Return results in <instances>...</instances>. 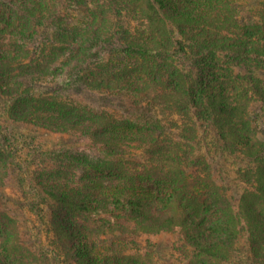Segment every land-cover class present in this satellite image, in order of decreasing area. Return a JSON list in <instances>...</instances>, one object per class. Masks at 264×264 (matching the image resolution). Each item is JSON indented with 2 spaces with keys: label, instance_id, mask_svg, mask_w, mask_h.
Wrapping results in <instances>:
<instances>
[{
  "label": "trees",
  "instance_id": "trees-1",
  "mask_svg": "<svg viewBox=\"0 0 264 264\" xmlns=\"http://www.w3.org/2000/svg\"><path fill=\"white\" fill-rule=\"evenodd\" d=\"M0 264H264V0H0Z\"/></svg>",
  "mask_w": 264,
  "mask_h": 264
},
{
  "label": "rangeland",
  "instance_id": "rangeland-1",
  "mask_svg": "<svg viewBox=\"0 0 264 264\" xmlns=\"http://www.w3.org/2000/svg\"><path fill=\"white\" fill-rule=\"evenodd\" d=\"M83 16L79 12H71V17L69 18V25L73 26H84ZM11 130L10 137L12 139V143L15 147H19L20 152H23L22 155H31L34 151H38L40 149H47L51 147H87L88 145H92L91 141L86 139H80L77 136H70V135H60V134H52L48 133L44 130L37 129V128H26L19 126H13L9 128ZM80 140V141H79ZM23 146V147H22ZM140 155V153H138ZM141 156V155H140ZM218 157V156H216ZM22 159V158H21ZM227 165L225 168L228 171H232V162L225 161ZM234 167H236L234 165ZM232 177V176H231ZM17 188L14 181L7 183L6 186L1 190L7 197L17 196ZM153 193L152 189L146 190L145 193ZM125 195V193H119V195ZM145 239V238H144ZM174 241L172 237L161 235L159 237L153 238L149 237V242L154 244L155 249L154 251L158 252V255L162 253L167 255L170 250L171 243ZM144 242H140L139 245L143 246Z\"/></svg>",
  "mask_w": 264,
  "mask_h": 264
}]
</instances>
